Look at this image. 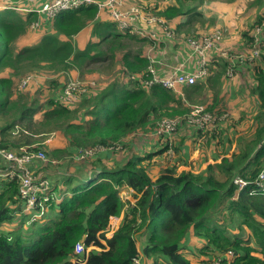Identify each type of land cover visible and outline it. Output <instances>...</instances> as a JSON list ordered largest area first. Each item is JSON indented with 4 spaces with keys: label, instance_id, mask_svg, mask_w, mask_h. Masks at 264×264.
<instances>
[{
    "label": "trees",
    "instance_id": "obj_1",
    "mask_svg": "<svg viewBox=\"0 0 264 264\" xmlns=\"http://www.w3.org/2000/svg\"><path fill=\"white\" fill-rule=\"evenodd\" d=\"M94 1L62 9L46 20L33 7L22 16L9 5L0 6V73L12 72L0 75V147H4L0 149L18 156L23 151L43 150L45 160L33 159L43 169L74 165L73 171L61 176L60 188L47 175H40L48 180V186L38 194L34 209L39 213L43 207V212L35 218L23 211L18 176L2 181L0 264H136L134 258H139L138 264H212L217 259L220 264H264V28L259 57L249 63L251 91L256 94L258 109L252 127L236 136V149L229 157L208 163L204 171L175 172L182 161L179 144L184 143V136L168 140L153 134L158 149L150 152L140 150L134 140L137 137H131L155 132L163 117L184 114L197 102L218 117L226 116L219 94L229 62L211 58L208 75L184 85L182 94L159 84L146 87L143 79L148 76L152 49L162 47L166 38H175H155L151 32L158 31L145 32L143 28L140 33L122 32L108 9H99ZM170 1L154 0L152 7L142 10L167 21L180 16L174 31L184 34L194 30V22H206L200 8L205 0ZM35 20L45 25V32L33 42L18 46L17 40ZM86 27L89 38L79 47L74 36ZM241 38L245 49L250 47L252 34L248 29L241 32ZM109 58L119 64L111 81L97 84L93 90L87 87L73 104L54 100L63 86L56 83L46 101L48 106L37 120L33 114L42 108L40 103L33 105L35 100L28 101L26 94L18 92L17 79L14 83V78L40 63L55 71L97 63L100 73H108ZM151 63L156 67V62ZM123 73L129 74L126 82L121 81ZM219 121L205 131L183 121L172 133L183 128L193 142L194 132L205 141L192 167L204 158L209 144L217 147L219 141L224 142ZM15 125L30 134L59 130L65 145L47 149L39 141L38 146L31 147L32 141L24 139L10 150L6 143ZM19 135L25 134L20 131ZM168 142L172 143V158L166 154ZM95 146L105 149L87 154L80 163L73 161L76 152ZM113 148L123 155L110 165L105 158L112 156ZM156 166L157 175L151 168ZM236 177L244 184L239 186ZM55 190L59 191L56 196ZM122 191L135 200L122 199ZM52 210L56 213L51 214ZM227 211H231L232 220L246 224L249 231L245 237L241 232L230 234L215 221ZM110 216L121 218L112 235L105 238ZM190 232L203 239L197 247L183 242ZM78 240L86 248L83 253L74 251ZM195 252L202 256L200 263L193 258L197 257Z\"/></svg>",
    "mask_w": 264,
    "mask_h": 264
},
{
    "label": "rangeland",
    "instance_id": "obj_2",
    "mask_svg": "<svg viewBox=\"0 0 264 264\" xmlns=\"http://www.w3.org/2000/svg\"><path fill=\"white\" fill-rule=\"evenodd\" d=\"M51 1L52 0H0V6L3 4L9 5L10 7H13L14 10L22 16H24L26 10L31 9L32 7L34 9L39 7L38 9L40 10V12L45 13V15L48 16L49 14L45 12L47 11L46 9H43V5L48 4ZM158 1L164 2V3L167 2L169 4L171 2L170 0H158ZM118 3H119V7L121 11L124 13H127L131 7L137 8L139 12L140 11L147 12V11L142 10V8L152 7L154 4V0H118ZM263 6H264V2L262 3V0H205L203 2V5L200 8L201 10H203L205 14L204 19L206 20V22H204V24H201L198 21L194 22V30L190 32H185V34L182 31L181 32L174 31V25L178 20L181 19L180 16L173 19L174 21H167L166 19L165 20L169 23L170 29L173 30V35L170 37H173L175 39L186 42L187 37L197 38L198 36H195V34L202 35L217 26V27H220L226 33L225 38L228 39V43H230V44H227V50H237L236 49L237 45L245 49V46L242 45V41H241L242 39L241 32L245 29H248V31H251L253 25L257 23L261 24V26L264 28V21L261 16ZM147 13L152 14L151 12H147ZM100 15H101V10L98 12L99 17ZM158 18H162V17H158ZM153 24H154L153 25L154 29H152L149 24H146L144 22L141 24L135 25V27H137L140 30H142L143 28L145 32H148L149 30L151 31L155 30V31H158L157 33H159V35L163 36L164 38L168 37L164 35V32L162 29L159 31L158 28H155L156 26H158L156 23H153ZM45 30H46V27L44 24L38 27H33V28L30 27L28 32L20 36L16 44L18 46H21L22 44L33 42L41 34H43ZM121 31L124 32L123 30ZM223 35H224V32H223ZM88 38H89V28L86 27L74 36V43L79 47H83V45L85 44ZM136 46L137 45H135L134 47ZM258 57L259 55L254 59H257ZM116 58L117 59L120 58L119 54L117 55ZM251 61L252 60L246 61V62L249 64ZM107 63H109L108 73H100L98 71L99 65L97 63L88 64L87 62H85L84 66H81L79 68H70L69 70H64V71H55V70H52V69H49L43 66V63H40L39 66H30L29 67L30 71L21 73L18 76V78H14V83L17 79L16 81V86H17L19 79L23 75L28 74L30 76V79L28 81L29 83L26 84L23 88H20L21 89L20 91H18L17 88L16 90L18 92H23V94H26L28 101L33 102V100H35V103L33 102V105L40 103L41 107L42 106L46 107L48 106V104L46 103L47 99L51 97V94L54 92V89H56V86H55L56 83L58 85L61 84L60 86L66 83H72L74 84L75 89H81L83 86H91L90 88H92L93 90L95 89L97 84L98 86L101 83L104 85L108 83L109 81H111L112 73L113 72L115 74L117 73L116 68L119 66V64L117 63L115 59H110V58L107 59ZM41 65L42 67H40ZM123 74H124L123 79H121V81L126 82L129 74L127 73H123ZM0 75L8 76V75H12V72L3 71L0 73ZM248 84H249L248 88L251 89L250 80H248ZM254 95L256 97V94ZM77 101L78 99H76L74 102H77ZM241 101H242V104L240 105L242 106L241 110L245 112L243 113L242 116L250 117V115L253 113V110L250 109L251 105L249 102V98L246 96L242 97ZM241 101H239V103ZM196 104H201V103L197 102ZM193 105H191V107ZM255 106H257V103ZM39 114L41 113L40 112L36 113V115H38L37 117H39ZM229 120H231V117L229 118ZM241 125L243 126L244 124H241ZM16 126L18 125H15L14 129H17ZM18 134L19 133L16 132L12 134V136L17 138L20 142L23 141L25 138L24 135L21 136ZM152 136L153 134H151V132H148V133L140 132L137 134L136 133L133 134L131 138L137 137V138H134V140L136 141L137 147L142 151L150 152V151H155L158 149V146L155 145V139ZM31 138H32V141H37L31 144L30 145L31 147L38 146L37 145L38 141H41V143L44 142L46 144L51 142L52 146L53 145L56 146V143H58V141L60 142L64 141V138L59 130H53L50 132H46V131L41 132L37 135H31ZM198 138H199L198 143L204 144L202 141L203 138L200 136L195 138V143ZM183 142H184V139H183ZM198 148L199 147L196 148L197 151L194 150L191 153L192 151L191 150L188 152L191 153L190 155L197 154ZM112 150H113L112 156L105 158L107 164H110V165L113 164V162L118 161L123 155L121 150L118 148H113ZM86 155L84 153L80 155L78 151L76 152L75 154L76 158H74L73 161L78 163ZM180 158L182 161L180 162V165L176 168L175 172H178L179 170H181V168H183L182 166L186 163L183 161L182 154L180 155ZM186 167H189V164L186 165L185 168ZM67 168L73 169L74 165L69 164ZM151 168H152V172L157 173V174L159 173V171L157 170L158 168L157 166L151 167ZM205 168H206L205 164L201 163L199 165V169L194 172L202 171ZM58 193L59 191L55 190L53 194L54 196H56ZM55 211L56 210H52L51 214H55L56 213ZM230 212L231 211H227V213L221 214L219 217L215 219V221L223 224L222 226L226 227L229 230L230 234L241 232L243 237H245V234L249 231L248 227L246 226L245 223L238 224L237 222L232 220L229 217ZM112 222L113 221H110V223ZM192 241L197 243V244L193 243L194 247H197L203 242V239L198 237L195 234H192L191 232V234H188V236L185 237V239L183 240L185 244H190L192 243ZM194 247H191V248L194 250ZM187 248L189 250V247ZM188 256H190V254L187 255L186 257ZM218 262L220 261L217 259L216 262L214 263H218Z\"/></svg>",
    "mask_w": 264,
    "mask_h": 264
},
{
    "label": "built area",
    "instance_id": "obj_3",
    "mask_svg": "<svg viewBox=\"0 0 264 264\" xmlns=\"http://www.w3.org/2000/svg\"><path fill=\"white\" fill-rule=\"evenodd\" d=\"M94 0H52L50 3L43 5V9L47 14L53 15L58 13L62 9L77 7L81 3H88ZM97 4L99 9L107 8L110 17L117 22L118 28L120 30H128L130 33H140L142 30L135 27L133 21L139 17L142 22L146 24L152 25L156 23L164 32L165 36H172L173 30L170 29V25L166 23V21L162 18H158L154 15L149 13H144L142 11H138L137 8L131 7L127 13L121 11L119 7L118 0H96L94 1ZM262 19L264 21V6L261 12ZM41 23L39 20L32 21L30 23V27H38ZM142 28V27H141ZM262 26L261 24H255L252 27L250 33L252 34V42L250 47L247 49L242 50L239 53H231L228 50H221L217 47L220 40L223 38V30L220 27H215L208 32L198 36L197 38L194 37H187L186 42L190 47L191 54L195 57L194 67L191 70H184L181 68H174L168 73L165 74H158L155 65L151 62H154L151 59L150 63L147 65L146 72L147 77L143 79V85L149 87L152 84H159L163 87L168 89L177 90L178 86L182 85H189L193 84L208 75V66L211 61V53L214 50H218L225 59L229 61L226 75L231 76L233 74V66H234V59L240 58L244 59V61H250L256 58L259 55V41L262 34ZM151 35L157 38L156 33H152ZM149 56V54H148ZM30 76L24 75L22 76L17 86L18 88H23L26 84H28ZM22 86V87H21ZM87 87L91 86H83L81 89H75L74 84L66 83L62 86V88L56 93L54 96V100L58 101L62 104H73L76 99L79 100V96L86 91ZM225 114L222 116H217L210 111L205 110L204 105L195 104L191 107V109L181 115H175L172 117H163L156 129L155 132H151L156 136H160L163 138H168L170 140L172 133L176 130L177 127L184 121L188 124L195 125L197 128L202 130L207 129L210 125L214 124L217 120L223 118ZM183 119V120H182ZM104 149L103 146H95L92 148H85L81 152L80 155L83 153L91 154L96 150ZM2 155L7 159L13 162L14 168L8 171L7 175L12 176L16 174L19 178V191L20 196L24 200L23 202V211H27L33 218L38 217L43 212V207L39 209V213H36L35 206L36 200L39 193H43L44 189L48 186V180L46 178L41 177L38 174H34L31 171V168L28 166V163L31 162L33 159H46L45 153L43 150L37 149L28 151L17 155L12 152L0 150ZM173 148L172 143L168 142L166 145V153L168 155H172ZM235 182L239 184V186L244 184V181L240 177H236L234 179ZM262 184V182L260 183ZM122 199H129L133 202L135 199L127 193L126 191H122L120 193ZM113 216H110L111 218ZM113 227L111 224L105 229V238H108L112 235ZM103 243L105 241L102 239ZM86 250L84 244L81 240H78L74 245V251L76 253H83ZM136 264L139 263V258L133 259ZM216 262V261H214ZM212 264H220L218 263Z\"/></svg>",
    "mask_w": 264,
    "mask_h": 264
},
{
    "label": "crops",
    "instance_id": "obj_4",
    "mask_svg": "<svg viewBox=\"0 0 264 264\" xmlns=\"http://www.w3.org/2000/svg\"><path fill=\"white\" fill-rule=\"evenodd\" d=\"M263 2H264V0H262V3ZM38 8L39 7L35 8V9L38 10ZM262 10H263V8H262ZM38 12H39L40 17L43 18V20H46L45 19L46 18L45 13H42L40 11H38ZM141 23H142V21L139 17H137L133 21L134 25L141 24ZM223 32H224V35H223L224 37L220 40L217 47L220 48L221 50H227V44H230V43H228V39L225 38L226 37L225 31H223ZM160 37H161V35H159V33H158L157 38H160ZM241 41H242V39H241ZM242 45H243V42H242ZM236 49L237 50H228V51L231 53H239V52H242V49L244 50V48H242L238 45L236 46ZM151 52L153 53L154 58H153V56H151V57L154 60V62H156V70H157L158 74L162 75V74L168 73L169 71H171L174 68L191 70L194 67L195 57L190 53L191 50H190V47L188 46L187 42L177 40V39L175 40V39H169V38L167 39L166 38L164 40V44L162 47L154 48V49H152ZM151 52H149V53H151ZM220 55L221 54L218 52V50H214L211 53L210 57L211 58L215 57L216 60H219V59L227 60L223 56H220ZM233 62H234L233 74L231 76H223L222 77L220 94H219V97L221 98L220 103L222 105H225V107H226V109H225L226 116L224 118L227 120H225L224 118L219 119L220 121L217 120V121H219V123L221 122V124H222V127H221L222 133L220 132V135L222 137V141H224V142L219 141L217 147H213L212 144H209L208 149H206L204 151V155H205L204 158H202L200 161L196 162V164H198V165L196 168H194L191 165H193V164L195 165V159L197 158L199 151H201V147L204 146V144L198 143L199 138L196 140V143L193 142L192 141L193 137H189L190 134L187 135L185 129L179 128L175 134L171 135V138L175 139V138H178L179 136H184V138H183L184 143L179 144V149L181 150L182 155L185 158L184 162H186V163L182 166L183 168H181V169H190L192 171H196L199 169V165L201 163H204L205 166H207L208 163L218 162L220 160V158H222L223 156L229 157L231 155V153L233 152V150L236 149V136L239 133H242L245 131L247 132L252 127V119H253L254 114L258 111V109H256V106H255L257 101L255 99L254 92H252L251 89L248 88V86H249L248 80H250L251 84H253V79H251V75H250L251 72L249 71L250 70V64H248L246 61H244V59H240V58L239 59L235 58ZM183 87H184V85L178 86L176 92H179L180 94H182L183 93L182 92ZM55 96H56V94H55ZM245 96L249 98V102L251 105L250 109L253 110V113L250 115V117L242 116L243 113H245V112L241 110L242 106H240V105L242 104V101H241L242 97H245ZM239 101H241V102L239 103ZM43 109H45V106H42L41 109L37 110L33 114L34 120L41 118V114H39V117H37L38 115H36V113L37 112L42 113ZM230 117H231V120H229ZM222 119H224V120H222ZM0 124H1V122H0ZM241 124H244V125L242 126ZM190 125L196 127L195 125L188 124L189 127H191ZM16 127H17V129L10 131V135L8 136L10 141L6 143L7 147L11 148L10 150L15 149L17 143H20L17 138L12 136V134H14L16 132L19 133L20 131H22V133L25 134L24 139H27L29 141H32L31 135L39 134V133L30 134V133H28V131L22 130L19 126H16ZM234 128H237V130L234 131ZM205 130L206 129H204L203 131H205ZM190 136H192V135H190ZM193 136L198 137L199 135H196L194 132ZM11 141H13V142H11ZM49 141H51V140H49ZM161 141H164V140H161ZM202 141H203V139H202ZM35 142H37V141H32L31 144H33ZM204 142L205 141H203V143ZM42 144L47 149H52V148H57V147L63 148L65 145V141H62V142L58 141V143H56V146L55 145L52 146L51 142H49L48 144L43 142ZM24 147H26V145H24ZM24 147H22V148H24ZM197 147H199L198 153L193 154L194 156L190 155L194 150H196ZM0 148H4V147H0ZM39 148H41V147H39ZM104 149H100V150L102 151ZM0 150L5 151L4 149H0ZM190 150H192L191 153L188 152ZM212 152H213V154H212ZM201 155L202 154H200V156ZM167 157L168 158L173 157V153H172V155H169V156L167 154ZM36 160H32L31 162L28 163V166L31 168L32 173L38 174V175H43V174L47 175L46 177H49L55 186H59V183L63 179V178H61V176L63 174H66V173L74 170V168L73 169L67 168L68 166L66 164H64L65 166H59V167L52 166L48 169H43L41 167L36 166V164H37ZM188 164H189V167L185 168V166ZM13 168H14L13 162L10 160H7L2 155V153L0 151V190L2 189V181L8 179V177H7L8 173L7 172L12 170ZM204 170L205 169H203L202 171H204ZM155 174L157 175V173H155ZM59 188H60V186H59ZM120 218H121V216H113L108 221V224L112 225L113 230L119 224ZM110 221H113V222L110 223ZM188 234H191V232ZM193 243H196V242L192 241V243H190V244H193ZM194 254L197 255L196 252ZM193 258L197 263H200V259H202V256L197 255V257L194 256Z\"/></svg>",
    "mask_w": 264,
    "mask_h": 264
}]
</instances>
